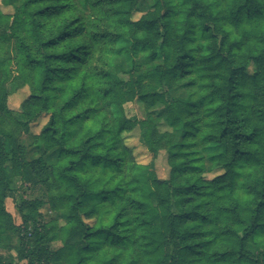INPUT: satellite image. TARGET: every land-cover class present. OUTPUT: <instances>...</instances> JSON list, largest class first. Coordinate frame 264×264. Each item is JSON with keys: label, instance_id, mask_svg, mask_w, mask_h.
<instances>
[{"label": "trees", "instance_id": "16d2710c", "mask_svg": "<svg viewBox=\"0 0 264 264\" xmlns=\"http://www.w3.org/2000/svg\"><path fill=\"white\" fill-rule=\"evenodd\" d=\"M0 264H264V0H0Z\"/></svg>", "mask_w": 264, "mask_h": 264}, {"label": "rangeland", "instance_id": "374dc122", "mask_svg": "<svg viewBox=\"0 0 264 264\" xmlns=\"http://www.w3.org/2000/svg\"><path fill=\"white\" fill-rule=\"evenodd\" d=\"M3 10L7 11V8L2 7ZM141 13H134L133 18L137 19L140 16ZM120 59V58H118ZM125 65L129 66V61L127 58L122 59ZM173 95L175 96H182L184 93L180 90H174ZM28 95V88L22 87L15 92L11 93L8 98V105L10 108L17 109L21 103V101ZM126 110L128 114H135L139 118H144L146 112L142 108L141 105L136 103H130L129 106H126ZM46 117L41 118L37 123L33 124L31 126L32 132H38L43 123L46 121ZM153 120L157 123L158 128L161 131H175L177 126L170 124L167 120H165L163 117H153ZM127 138L128 144L133 148L134 154L137 156V158L140 161L148 162L151 159V154L145 149V147L142 145V143L139 140V129H134L132 132H130ZM56 158V152L50 151L45 155V160L48 163H53ZM154 165H155V171L159 178H167L169 176L170 168L167 164V153L165 150H160L154 159ZM221 170H215L212 173H207V177H212L213 175L217 174ZM16 186V193L13 197L7 198L5 205L8 211L13 215L15 225H19L21 223V217L18 212L19 205L21 203V198L25 197L28 199H32L33 197L39 195V191L36 190L33 187H29L28 189L24 188L23 181L21 179H17L15 182ZM44 213L46 215H50L49 206H45L43 208ZM58 216L63 219L64 218V212L62 210L59 211ZM18 233L17 231L12 233V242H11V253L13 255L17 254V248H19V239H18ZM50 248L52 250L57 249L59 246H61V242L59 241H53L49 244Z\"/></svg>", "mask_w": 264, "mask_h": 264}]
</instances>
